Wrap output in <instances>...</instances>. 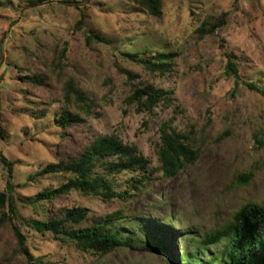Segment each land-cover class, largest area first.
Returning a JSON list of instances; mask_svg holds the SVG:
<instances>
[{"label":"rangeland","instance_id":"1","mask_svg":"<svg viewBox=\"0 0 264 264\" xmlns=\"http://www.w3.org/2000/svg\"><path fill=\"white\" fill-rule=\"evenodd\" d=\"M77 1L33 7L29 0H0V157L12 163L10 175L0 160V193L12 196L14 213L8 204L5 211L26 237L29 254L47 264H165L194 251V241L246 203L264 207V98L245 85L264 87V0H162L159 18L126 0ZM224 13L225 25L199 38L201 22ZM157 54L171 56L163 74L145 64ZM228 56L239 80L226 73ZM69 80L87 96L90 113L73 96L65 100ZM144 84L170 92L171 104L138 111L127 99ZM65 112L81 121L62 127ZM169 119L199 155L164 178L156 150L159 127ZM104 135L137 147L149 162L148 180L139 170L117 175L114 189L128 191L126 199L71 191L35 202L36 194L71 178L44 173L47 165L73 161ZM247 172L249 183L238 185L236 178ZM76 206L88 209L86 223L111 219L113 230L155 249L98 255L29 226ZM119 210L124 218L114 215ZM15 245L11 230L0 227V264L28 263L12 252ZM223 249L224 242L212 245L202 259Z\"/></svg>","mask_w":264,"mask_h":264},{"label":"trees","instance_id":"2","mask_svg":"<svg viewBox=\"0 0 264 264\" xmlns=\"http://www.w3.org/2000/svg\"><path fill=\"white\" fill-rule=\"evenodd\" d=\"M131 2L140 11L151 17L159 18L162 14V0H126ZM59 3L65 6L78 4L77 0H29L31 6L36 7L45 3ZM226 13L218 19L206 18L197 29L199 38L210 37L214 31L225 25ZM63 50V55L65 53ZM134 58V56H132ZM171 56L157 54L154 60L146 59L145 64L151 71L163 74L169 65ZM226 73L232 75L235 80L240 79L237 65L228 56ZM33 79L43 82L38 76ZM246 87L260 94L264 98V87L255 83H245ZM73 100L80 104V108L90 113V104L83 91L76 88L73 81L69 80L65 85L64 98L67 102ZM170 92L158 89L151 84H144L134 88L127 102H135L138 111L152 112L160 103L171 104ZM62 127L70 122H80L77 115L65 112L58 119ZM159 144L156 150L159 167L164 178L177 176L186 165L194 163L198 159L199 148L193 147L189 137L177 131L172 126V119L164 121L159 127ZM4 137V131L0 126V138ZM2 164L8 167L11 175L12 163L1 156ZM148 160L142 156L134 144H125L115 135H104L95 138L92 143L80 154L79 157L70 162L49 164L44 173H68L71 178L64 184L47 189L35 195L36 203L51 201L59 195H66L71 191H77L84 195L101 197L104 200L111 198L126 199L128 191H116L113 186L114 178L124 171L139 170L141 179L148 180L145 176L148 171ZM9 175V178H10ZM252 173L240 174L236 178L238 185H246L251 180ZM136 182H138L137 179ZM10 187V182L7 183ZM133 188L138 189L134 186ZM6 204L13 211L12 196L9 193H0V227H8L16 241L12 252L26 255L27 264H47L39 258L32 257L26 246V237L13 223V217L6 213ZM117 219L124 218L122 210L114 213ZM88 220V209L79 206L66 209L64 215L49 217L44 220L29 221V226L40 234L50 233L55 240H67L75 247L84 252L98 255H106L119 248L130 249H152L148 241L124 237L120 230H113L109 225L113 222L105 220L103 223H86ZM196 249L189 252L181 251L174 259H169L165 264H264V207L256 203H246L234 212L231 220L221 227L206 232L198 241H194ZM224 242V249L207 259H202L203 253L212 245ZM200 258V260H197Z\"/></svg>","mask_w":264,"mask_h":264}]
</instances>
